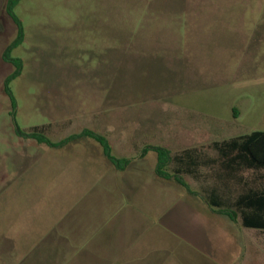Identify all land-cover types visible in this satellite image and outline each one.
I'll return each mask as SVG.
<instances>
[{"label": "rangeland", "instance_id": "rangeland-1", "mask_svg": "<svg viewBox=\"0 0 264 264\" xmlns=\"http://www.w3.org/2000/svg\"><path fill=\"white\" fill-rule=\"evenodd\" d=\"M0 0V264H264V231L208 209L218 168L185 174L196 195L155 172L177 153L264 131V0H21L25 29ZM44 126L61 147L18 135ZM173 165L169 168L172 171ZM246 174L251 176V172Z\"/></svg>", "mask_w": 264, "mask_h": 264}, {"label": "trees", "instance_id": "trees-1", "mask_svg": "<svg viewBox=\"0 0 264 264\" xmlns=\"http://www.w3.org/2000/svg\"><path fill=\"white\" fill-rule=\"evenodd\" d=\"M20 1L8 0L6 5L7 12L17 25L16 37L4 50V58L15 66L5 80V91L13 105L16 104V98L10 84L23 71L22 58L13 55L15 48L20 46L25 38L22 20L15 12V7ZM15 131L22 137L33 138L52 147H61L76 138L89 136L100 143L104 155L116 168L124 170L131 162L130 158L114 155L108 138L88 128L57 142L45 134L44 126H34L31 130L25 131L16 124ZM212 147L217 150V157L203 158L202 151L198 148H186L173 154L170 149L160 145L146 146L144 153L154 150L157 153L156 174L163 179L175 180L190 192L193 190L185 180V174L197 179L201 177L202 172L199 171L201 164L210 168L217 166L218 181L224 186L236 184L238 192L221 194L218 188L212 187L203 196L205 201L232 221L240 219L244 227L264 231V131L255 130L249 134L216 141ZM172 165L173 169L170 171ZM247 171L251 172V176L246 174Z\"/></svg>", "mask_w": 264, "mask_h": 264}, {"label": "crops", "instance_id": "crops-1", "mask_svg": "<svg viewBox=\"0 0 264 264\" xmlns=\"http://www.w3.org/2000/svg\"><path fill=\"white\" fill-rule=\"evenodd\" d=\"M159 178H161V177H159ZM161 179H163V178H161ZM186 192H187L188 194L196 195L195 192H190V191H188V190H186ZM197 195H199V197H201V199H203V201L205 202V204H206V206H207L208 209H211L213 212L218 213L216 209H214L213 207H211V206L205 201V199L203 198V196H202L201 194H197Z\"/></svg>", "mask_w": 264, "mask_h": 264}]
</instances>
